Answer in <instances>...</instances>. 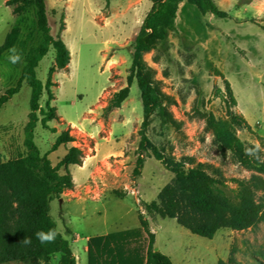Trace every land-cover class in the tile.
<instances>
[{"label": "rangeland", "instance_id": "374dc122", "mask_svg": "<svg viewBox=\"0 0 264 264\" xmlns=\"http://www.w3.org/2000/svg\"><path fill=\"white\" fill-rule=\"evenodd\" d=\"M8 1L0 0V46L17 29L13 48L21 61L12 64L9 52L1 57L0 98L17 86L28 54L42 43L35 10L15 16L13 7H7ZM213 1L227 13L226 19L203 17L184 2L166 41L144 56L153 87L164 104L163 111H157L145 129L135 81L123 116L117 113L126 101L120 109H106L114 95L129 85L131 45L152 8L149 0L46 1L51 34L64 42L71 61L67 70L58 71L50 51L39 64L37 76L46 90L40 106L44 111L48 105L55 108L58 118L52 122L40 118L35 143L41 156L50 154L48 159L55 166L65 157V150L51 151L57 138L69 133L73 143L68 148L80 150V167L89 165L81 190L63 194L65 200L81 197L85 203L79 207L75 202L62 205L54 200L50 212L79 264H86L87 239L99 237L96 232L100 229L109 234L139 230V216L153 221L160 218L159 244L164 253H168L165 247L172 249L174 264H264V224L243 231L220 230L208 240L192 235L174 220L162 219L152 208L154 204L160 207L159 194L174 184L175 176L150 151L141 149L142 134L166 159L184 163L185 170L202 167L222 181L221 189L231 199L236 181L258 176L264 182V175L249 171L232 152L215 142L207 123L210 114L231 122L246 148L255 149L259 144V159L251 157L264 163V0ZM219 75L230 83L235 107ZM30 98L31 90L23 83L19 94L0 111V163L15 161L26 153L24 128ZM127 120L133 134L125 145L123 164L113 156L90 163L98 140L107 137L113 125ZM97 126L101 135L89 138L88 132ZM100 146L105 152L110 149L104 143ZM139 160L142 167L138 171ZM70 171L78 184L77 169ZM256 202L264 204V185L257 191ZM57 262V257H51L35 264Z\"/></svg>", "mask_w": 264, "mask_h": 264}, {"label": "trees", "instance_id": "16d2710c", "mask_svg": "<svg viewBox=\"0 0 264 264\" xmlns=\"http://www.w3.org/2000/svg\"><path fill=\"white\" fill-rule=\"evenodd\" d=\"M47 0H9L7 7H13V14L21 16L30 9L35 10L38 32L42 43L28 54L22 76L15 88L0 98V111L17 94L22 84L31 90L30 113L24 128V148L26 153L15 161L0 163V264H35L42 259L57 257V264H77L69 241L58 233L55 241L41 244L35 237L38 231H47L57 225L51 217V203L60 200L63 194L74 189L71 168L82 164L81 152L69 147L73 138L69 133L60 135L51 151L61 147L65 157L55 166L49 161L50 154L41 156L35 143V132L40 118L52 122L57 120L55 108L44 111L40 102L45 87L38 79L37 69L40 62L50 51L55 55V69L67 70L71 54L61 38H54L48 24ZM152 8L134 39L132 63L128 87L114 95L107 111L120 109L128 99L129 88L136 82L143 106L145 129L148 121L163 107V98L153 87L151 70L144 56L166 41L172 29L179 7L184 2L196 8L201 16L208 15L226 19L227 13L220 11L213 0H149ZM18 30L7 35L0 46V59L13 48ZM222 79L224 77L219 75ZM227 96L232 107L236 106L230 83L224 79ZM217 94H221L220 90ZM208 129L214 134L215 142L234 154L249 171L264 175V163H259L246 154L249 149L238 139L231 122L217 119L213 114L208 117ZM141 149L150 151L152 157L175 176L172 186L159 194L160 207L152 205L162 219L175 220L177 224L192 235L212 240L224 229L243 231L264 224V204L256 202V194L263 180L253 176L249 181H236L237 189L231 199L221 189L224 183L207 174L202 167L184 169V163L168 160L142 134ZM138 161V171L142 167ZM141 229L117 232L107 236L92 238L88 241V264H172L170 259L154 250L155 236L147 219L139 216ZM70 235V230L65 229ZM31 237L30 245L22 243Z\"/></svg>", "mask_w": 264, "mask_h": 264}, {"label": "crops", "instance_id": "0c3cea01", "mask_svg": "<svg viewBox=\"0 0 264 264\" xmlns=\"http://www.w3.org/2000/svg\"><path fill=\"white\" fill-rule=\"evenodd\" d=\"M127 106V101H126V104L124 103L122 109H120L118 111L117 114H119V117L123 116L121 115V113L123 112V110L125 109V107ZM126 118V117H125ZM129 121H125V122H122V123H117L116 125H113V127L111 128V130H109L107 132V137H102L98 140V142L96 143V146H95V154L94 156L90 159V163H92L93 161L94 162H99V161H105L108 157H116L118 158L119 160L117 162H120V164H123L124 160H125V154H124V149H125V145L128 141V139L132 136L133 134V131L132 129L130 128V125L128 123ZM100 124V123H99ZM98 124V125H99ZM71 125V124H69ZM72 125H75V124H72ZM118 126L122 127L121 130L118 128ZM130 128V129H129ZM124 131V132H123ZM122 133V134H121ZM87 134V133H86ZM101 135V128H99V126L95 127L93 129L92 132H88V137L89 138H96L98 136ZM101 143H104L105 145H110V149H108V151L105 152V150H102L100 144ZM89 163V164H90ZM88 163H85L83 167H77V172L79 173V180H78V184L75 182L74 178H73V182H74V189L73 190H70V191H67V193L69 192V194L73 193L74 191H79L81 190V184L83 183V179L85 178V175L88 173L89 168H87L89 165H87ZM73 177V176H72ZM65 195V194H64ZM64 195L63 197L60 199V203L62 205L65 204V202L67 203H70V202H75L78 204V206L80 207L82 205V203H85V201H83V199H81V197H79L78 199H64ZM67 196V194H66ZM70 201V202H69ZM88 202H93V201H88ZM160 219V218H159ZM158 219V220H159ZM158 220L157 221H153L151 220L150 218H147V221L149 223V227H150V230L151 232L154 234L155 236V245H154V250L160 254H162L163 256H166L170 259L171 263L174 264L173 262V258H172V254H173V251L171 248L167 249L165 247V251H167L168 253H164L163 250H162V247L160 246L159 244V237H158V232L157 230L158 229H161V226H159V223H158ZM175 221V220H174ZM177 223V222H176ZM179 226V225H178ZM141 227V225H140ZM182 228V227H181ZM184 229V228H183ZM189 232V231H188ZM117 233V232H115ZM190 233V232H189ZM113 234V233H112ZM109 235V233H105V234H99V237H102V236H107ZM96 238V237H95ZM92 239V238H89L87 239V248H85V253L87 255L85 261H86V264H88V241ZM76 257V256H75ZM76 261H77V264H79V259L76 257Z\"/></svg>", "mask_w": 264, "mask_h": 264}, {"label": "clouds", "instance_id": "9594fccd", "mask_svg": "<svg viewBox=\"0 0 264 264\" xmlns=\"http://www.w3.org/2000/svg\"><path fill=\"white\" fill-rule=\"evenodd\" d=\"M8 51L10 53V55L8 56V60L12 64H17L21 61V56L15 48H11ZM259 150H260V146H259V144H257L255 146V149L249 148V149H246L245 152H246V154L256 156V158L259 159V156L257 155ZM57 235H58V231L56 228H49L47 231L42 230V231H38L35 233L36 239L41 244L53 243L55 241ZM31 242H32L31 237H27V236L22 241V243H24L25 245H30Z\"/></svg>", "mask_w": 264, "mask_h": 264}, {"label": "bare ground", "instance_id": "6f19581e", "mask_svg": "<svg viewBox=\"0 0 264 264\" xmlns=\"http://www.w3.org/2000/svg\"><path fill=\"white\" fill-rule=\"evenodd\" d=\"M105 232H107L105 229H100V231H97L96 233H99V234H103V233H105Z\"/></svg>", "mask_w": 264, "mask_h": 264}]
</instances>
